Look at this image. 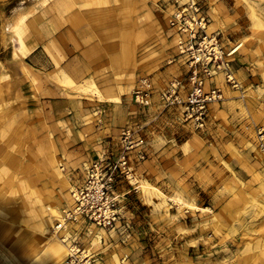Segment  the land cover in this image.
Listing matches in <instances>:
<instances>
[{
	"label": "rangeland",
	"instance_id": "1",
	"mask_svg": "<svg viewBox=\"0 0 264 264\" xmlns=\"http://www.w3.org/2000/svg\"><path fill=\"white\" fill-rule=\"evenodd\" d=\"M58 1L0 0V264H74L68 243L101 264H264V0ZM121 39L127 64L105 50ZM126 129L143 159L115 223L67 222L63 259L35 211L71 207Z\"/></svg>",
	"mask_w": 264,
	"mask_h": 264
},
{
	"label": "built area",
	"instance_id": "2",
	"mask_svg": "<svg viewBox=\"0 0 264 264\" xmlns=\"http://www.w3.org/2000/svg\"><path fill=\"white\" fill-rule=\"evenodd\" d=\"M140 89L136 92V99L140 103H146L147 90ZM199 96V93L194 92L190 96L189 103H198ZM131 137L128 129L122 132L123 146L115 160L100 157L85 168L83 180L71 190L72 206L62 209L60 219L56 220L55 226L58 233L67 222H75L77 219L102 228L113 226L117 218V179L119 176H129L130 173L128 154L134 150L137 158L143 159L142 142H133ZM62 240L65 243L68 242L67 239ZM68 249L70 251L68 260L74 264H101L98 257L87 255L69 243Z\"/></svg>",
	"mask_w": 264,
	"mask_h": 264
},
{
	"label": "bare ground",
	"instance_id": "3",
	"mask_svg": "<svg viewBox=\"0 0 264 264\" xmlns=\"http://www.w3.org/2000/svg\"><path fill=\"white\" fill-rule=\"evenodd\" d=\"M58 2H59L58 5L61 6V8H63V9H67L69 7V5L71 4V1H69V0H59ZM70 22L72 25H75V23L78 22V18H71ZM116 47H117V50H119L121 52L120 55L127 56L126 54L128 53L129 48L126 45V42H124V40H122L120 46L109 45V46H106L105 49L107 52L108 51H115ZM115 55L118 57L117 53ZM2 161L6 164V167L4 169L0 170V182L3 183L2 190L4 191L9 185H11L10 184L11 179H12V173L11 172H12V169L14 168L12 165V162H14V157L12 155H5L4 158H2ZM3 196L4 195H2V193L0 191V202L4 203V201H2L3 199H5ZM33 197H34V200H36L35 194H33ZM67 197L69 198V200H71V196H69L67 194ZM50 204H51V202H49V205ZM51 207H52V205H51ZM50 210H51V212H50L48 218H46L44 216L45 212L42 211L41 209H37L35 211V216L40 220V224H39L37 230L38 231L40 230L42 236L46 237V240L50 244V251L51 252H55V251L60 252L61 255L63 256L62 258L65 259L68 255L67 246L64 245L62 243V241L60 240V235L56 231L57 227L54 226V222H53L54 220L60 219V214H58V212L54 209L53 210L50 209ZM3 232H4V234H8L7 238H9L10 235L13 233V230L7 229L5 227V228H3ZM24 241H26V239H25V237H22L20 239V243L24 242Z\"/></svg>",
	"mask_w": 264,
	"mask_h": 264
},
{
	"label": "crops",
	"instance_id": "4",
	"mask_svg": "<svg viewBox=\"0 0 264 264\" xmlns=\"http://www.w3.org/2000/svg\"><path fill=\"white\" fill-rule=\"evenodd\" d=\"M69 1H70V0H69ZM120 1L122 2V1H125V0H120ZM69 6H70V5H69ZM72 18H76V17H72ZM77 18H78V22L81 21L79 17H77ZM69 21H70V19H69ZM125 21L129 22L128 20H123V22H122L121 24L125 23ZM78 22H76L75 25H76ZM70 23H71V22H70ZM75 25H73V26H75ZM121 26H122V25H121ZM121 42H122V39L119 40V42H113L112 44H107L106 46H109V45L120 46V45H121ZM105 50H106V49H105ZM117 51H119V50H117V47H116V48H115V51H108V52L113 53V54L115 55ZM106 52H107V51H106ZM117 54H118V57L115 56V59H114V63H115V64H119V63L127 64V63H129V59H130V58H126V59L122 60L121 55H120V51H119V53H117ZM102 261H103V259H102Z\"/></svg>",
	"mask_w": 264,
	"mask_h": 264
}]
</instances>
